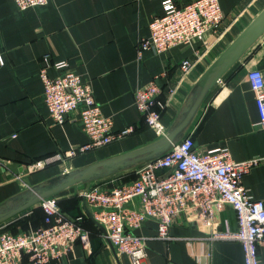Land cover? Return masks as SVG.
<instances>
[{
    "label": "crops",
    "instance_id": "0c3cea01",
    "mask_svg": "<svg viewBox=\"0 0 264 264\" xmlns=\"http://www.w3.org/2000/svg\"><path fill=\"white\" fill-rule=\"evenodd\" d=\"M163 1L48 0L38 7L18 9L13 0H0V213L26 201L34 188L63 173H74L158 139L134 105L137 86L156 82L160 97L166 100L161 120L167 130L174 127L192 105L203 72L264 6V0H218L225 16L216 31L205 32L191 46L178 45L162 53L144 49L138 54L137 40L149 34L148 24L163 13ZM172 1L182 5L190 0ZM45 55L50 64L66 61L90 81L95 101L112 120V131L132 127L131 132L101 147L78 151L88 142L80 123L53 122L43 101L39 71ZM185 58L191 67L183 72L180 63ZM254 67L264 73V33L215 82L175 141L191 134L197 149L223 146L234 161L264 158V128L256 125L258 112L247 80V71ZM47 73L54 75L56 70L48 66ZM70 149L76 152L65 160L30 168L35 160ZM153 154H144L140 163L68 186L54 196L72 215L77 206L71 200L81 188L109 180L129 181ZM242 183L264 203V159L242 175ZM36 205L39 202L0 222V228L22 230L24 224L29 228L43 224L41 216L28 218ZM82 212L86 215L83 208ZM85 225L91 223L85 221ZM156 227V220L148 218L137 231L146 237L149 264L243 263L239 241L211 237L214 231L236 230L235 211L228 203L215 210L212 226L204 225L196 211L188 209L173 218L170 239L156 237ZM88 231V247L76 242L48 264H131L128 255L109 245L102 231ZM258 257L264 263V239ZM20 261L31 264L27 254Z\"/></svg>",
    "mask_w": 264,
    "mask_h": 264
},
{
    "label": "built area",
    "instance_id": "2783aa9c",
    "mask_svg": "<svg viewBox=\"0 0 264 264\" xmlns=\"http://www.w3.org/2000/svg\"><path fill=\"white\" fill-rule=\"evenodd\" d=\"M47 1L13 0L18 9L38 7ZM162 6L163 13L153 16L148 24L149 34L137 40L138 54L144 49L162 53L174 46L194 45L205 32L216 31L225 16L218 0H190L182 5L164 0ZM43 60L39 71L43 101L53 122L80 123L88 142L78 151L101 147L131 132L132 127L112 131V120L95 101L90 81L69 68L66 61L50 64L47 55ZM48 66L54 67V75L47 73ZM190 67L188 58L181 61L183 72ZM247 80L258 112L256 125L264 128V73L250 68ZM160 92L153 80L134 88V105L158 137L167 130L161 120L166 100ZM75 152H57L33 161L30 168L65 160ZM263 159L234 161L223 146L197 149L192 135L186 134L169 150L137 167L133 179L109 180L105 186L95 183L76 194L81 201L85 199L93 217L103 225L107 242L118 253L128 255L131 264H149L145 261L146 237L137 232L148 218L157 222L156 237L168 240L169 226L177 214L193 209L204 225L212 226L215 210L224 203L234 209L237 228L214 231L211 237L239 241L242 264H264L258 257V246L264 239V203L242 183V175ZM39 205L45 213V225L17 233L0 228V264H21L23 254L29 256L31 264H48L66 254L76 242L89 246V231L65 217L54 195L42 198Z\"/></svg>",
    "mask_w": 264,
    "mask_h": 264
},
{
    "label": "water",
    "instance_id": "95a60500",
    "mask_svg": "<svg viewBox=\"0 0 264 264\" xmlns=\"http://www.w3.org/2000/svg\"><path fill=\"white\" fill-rule=\"evenodd\" d=\"M263 33L264 6L203 72L197 81L198 92L192 105L184 117L176 125H174V127H172L170 130H166L165 134L159 136L158 139L148 145L132 150L128 153L118 155L116 157L99 161L74 173H63L61 176L52 179L50 183L34 188L32 196L26 199V201H23L14 207L4 209L3 212L0 213V222L25 210L27 207L39 202L42 198L52 196L67 188L68 186L74 185L80 181L106 175L112 171H116L128 166L130 163L136 164L137 161L140 163L141 161L139 159H141L146 153H154L152 157L147 159L151 160L169 150L172 145L178 141H175V139L181 134L185 126L188 124L203 101L206 93ZM142 161H145V159ZM81 203L86 215L95 223V225L100 228L102 233L105 235L106 232L103 225L93 217L92 211L85 199H82Z\"/></svg>",
    "mask_w": 264,
    "mask_h": 264
},
{
    "label": "trees",
    "instance_id": "16d2710c",
    "mask_svg": "<svg viewBox=\"0 0 264 264\" xmlns=\"http://www.w3.org/2000/svg\"><path fill=\"white\" fill-rule=\"evenodd\" d=\"M135 176L136 175L133 172V176L132 177L134 178ZM71 202H73V203L76 204V206H77V212H75L72 215H69L68 214V209L62 205V203H61V201H59V199H57V203H58L59 209L65 215V217L68 218V219H70V220H74L77 224L81 225L83 228H85V229L87 228V230L90 229V231H92V232L93 231H96V232L100 233L101 232L100 228L97 225H95V223L91 219H89L82 212V208L80 206L81 205L80 204L81 198L76 194V195L73 196ZM40 216H41V219L43 221V224H41V225H37V226H34L32 228H29V227H26V224H24L23 226H25V227L22 230H17V228H15L14 226H7L4 229L5 230H8V231H11L12 233H17V232H21V231H27L28 229H35L37 227H40V226L45 225L44 224V216H45V213H44L43 209L40 206L37 207V208H34V209H32V212L30 213V215L28 216V218L31 219V220H33V219L35 220V219L39 218ZM85 221L91 223V226H88L87 225L88 227H86Z\"/></svg>",
    "mask_w": 264,
    "mask_h": 264
},
{
    "label": "rangeland",
    "instance_id": "374dc122",
    "mask_svg": "<svg viewBox=\"0 0 264 264\" xmlns=\"http://www.w3.org/2000/svg\"><path fill=\"white\" fill-rule=\"evenodd\" d=\"M40 205H36L34 208H37V207H39ZM34 208H32V209H34Z\"/></svg>",
    "mask_w": 264,
    "mask_h": 264
}]
</instances>
